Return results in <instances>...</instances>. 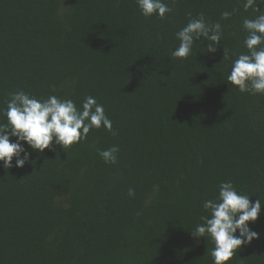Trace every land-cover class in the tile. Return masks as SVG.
<instances>
[{
  "label": "trees",
  "instance_id": "obj_1",
  "mask_svg": "<svg viewBox=\"0 0 264 264\" xmlns=\"http://www.w3.org/2000/svg\"><path fill=\"white\" fill-rule=\"evenodd\" d=\"M164 2V19H146L135 0H0V122L23 90L78 108L92 96L116 132L43 153L25 144L22 169L0 162V264H213L214 245L190 232L228 180L262 208L249 222L259 239L227 264H264V95L227 80L248 52L243 21L264 14V0L258 11ZM200 14L221 25L217 50L201 37L172 59L176 33ZM114 145L117 163L105 164L98 152Z\"/></svg>",
  "mask_w": 264,
  "mask_h": 264
},
{
  "label": "clouds",
  "instance_id": "obj_2",
  "mask_svg": "<svg viewBox=\"0 0 264 264\" xmlns=\"http://www.w3.org/2000/svg\"><path fill=\"white\" fill-rule=\"evenodd\" d=\"M140 14L148 19L156 16L164 19L172 11L164 0H135ZM258 0H245V10L253 8L258 11ZM230 13L224 12V18ZM243 27L247 31L244 40L248 52L241 53L232 62L227 80L241 93L264 95V14L255 19H245ZM222 29L220 23H211L203 14L191 18L189 22L176 33L178 47L171 52V58L186 59L194 48V42L208 41V52H215L220 44ZM201 41V42H203ZM196 46V45H195ZM227 59L224 53V58ZM5 122H0V162L5 169L15 167L22 169L30 161L29 153L24 145L43 153L55 142L63 149L86 139L92 129L103 127L112 135L111 120L105 114L104 106L92 96H87L78 108L71 99H60L49 95L46 99H37L23 90L10 93L6 108L2 110ZM14 137L15 142H11ZM118 146L98 152L105 164L117 163ZM132 189L128 195L134 196ZM208 215L202 216L190 233L197 239L210 240L214 245L210 255L213 264H227L234 253L242 245H250L259 239V234L249 227V222H256L262 208L258 198L254 203L248 195L238 193L231 180L219 184L218 196L206 199L202 204ZM238 233V235H237Z\"/></svg>",
  "mask_w": 264,
  "mask_h": 264
}]
</instances>
